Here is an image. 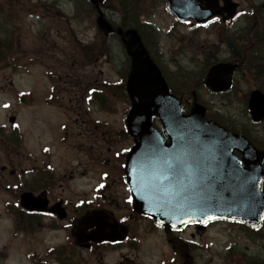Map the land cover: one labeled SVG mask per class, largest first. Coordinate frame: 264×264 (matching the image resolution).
I'll list each match as a JSON object with an SVG mask.
<instances>
[{"label":"rangeland","instance_id":"1","mask_svg":"<svg viewBox=\"0 0 264 264\" xmlns=\"http://www.w3.org/2000/svg\"><path fill=\"white\" fill-rule=\"evenodd\" d=\"M155 1L154 13L150 17L145 14L142 23L151 24L162 34L157 47L152 46V50L158 64L170 79L169 82L174 80L178 86L187 82V76L193 78L196 81L194 89L197 98H200V103L212 113L213 118L236 129L247 130L251 138L259 144V140L264 139V126L254 127L248 124L244 114L243 97L248 88H252L250 81L244 76L247 69H242L235 89L232 88L225 96L211 94L200 83L201 75L206 71L203 68L202 52L193 46L179 48L174 39L180 34L189 35L191 28L176 24L173 15L166 10L165 0ZM234 1L239 3V11L251 10L253 0ZM260 2L261 0H255V3ZM102 10L107 21L118 25L120 14L114 0H106ZM13 16H18L19 19L14 24H5L3 19L6 17L9 21ZM95 26L94 14L87 0H0V37L8 35V42L12 44L11 49H7V54H10V58L17 59L16 71L12 65H0V125L4 124L8 130L11 128L8 118L16 116L15 125L21 131L24 145L30 152L26 156L17 153L18 156L8 158L0 147V166L6 164L7 160L13 161L17 170L15 176H11L8 172L14 170L13 166L5 171L0 169V248L7 251L5 264H30V255L37 259H46V264H59L58 261H52V257H48L46 253L50 246L61 245L67 240L63 231L55 233L58 229H53L62 227L65 221L50 224L51 218L44 216L37 217L36 228L32 232L15 234L12 222L16 216L8 210V204H13L15 197L10 194V190L4 188L6 185L13 189L15 182L26 181V189L39 193L42 167L49 164L48 171L53 172L56 179L49 186L53 199L62 198L68 204H75L86 195L88 189L91 192L92 186L99 182L100 173L104 170L112 172L111 184L114 186L111 196L118 198L127 193L123 184L117 182V170L111 166L114 164L118 169V163H123V157L113 159L112 151H106L107 147L120 150L123 147L129 148L132 144L131 139L122 134L123 117L128 103L124 98L120 99V91L112 95L107 90L109 86L120 81L128 68V57L120 40L114 35L106 38V52L97 55L94 61H80L78 50L75 57L79 61L80 81L77 111L70 109L69 94L60 92L58 96L56 81L47 79L46 75L47 72L59 75L64 64H70V52L75 47L68 43L75 41V35L78 40L85 42L93 39L96 34ZM211 27L212 25L199 30V42L200 39L209 38L215 45L219 43V28ZM239 27L246 28L241 15L235 21L220 26L222 31H235ZM169 31H173L171 36ZM238 31L240 33L244 30ZM43 36H46V42ZM145 36L149 41L147 33ZM48 42L53 44L48 45ZM52 47H56L53 51L55 55L49 54ZM230 55V49L222 44L216 56L219 60H226ZM93 88H98L101 96L90 100L87 89ZM19 91L30 93L33 99L25 103L24 98L17 96ZM191 100L188 99L189 102ZM82 122L92 124L94 133H109H106L108 141L106 139L102 142L99 139L94 144L98 149L97 145L102 143V159H98L97 152L89 151V148H95L87 144L91 143L88 140L90 136L85 134L87 125L79 124ZM77 123L78 129L75 128ZM64 128L69 131L65 140L62 138ZM133 226L137 230V236L141 238V249L135 245L121 248V251L102 249L100 253L73 245L62 257L68 264H161V261H167L169 248L162 234L150 230V223L146 219H140ZM202 242L207 244V249L194 252L196 264H234L253 257L264 261V244L247 239L238 225L215 224L202 238ZM64 245L68 246V242ZM0 255L5 256V253Z\"/></svg>","mask_w":264,"mask_h":264},{"label":"water","instance_id":"2","mask_svg":"<svg viewBox=\"0 0 264 264\" xmlns=\"http://www.w3.org/2000/svg\"><path fill=\"white\" fill-rule=\"evenodd\" d=\"M90 1L98 5L103 0ZM237 6L232 0H167L168 10L178 19L198 23L214 16H221L223 21L232 18ZM97 24L105 34L113 31L101 14ZM125 36L131 61L126 91L134 103L129 129L137 143L129 153L125 173L134 209L161 225L225 218L258 226L264 219V194L260 190L263 152L244 136L205 120L202 106L195 104L184 115L137 31L128 29ZM235 67L228 63L212 66L204 83L213 92L228 90ZM248 108L253 121L264 120L261 91L249 94ZM153 116L159 118L169 143L153 126ZM9 120L13 122L14 117ZM234 151L241 153L242 161ZM20 205L28 210H46V201L29 192L20 196ZM56 211L60 218L65 216L59 207Z\"/></svg>","mask_w":264,"mask_h":264},{"label":"flooded vegetation","instance_id":"3","mask_svg":"<svg viewBox=\"0 0 264 264\" xmlns=\"http://www.w3.org/2000/svg\"><path fill=\"white\" fill-rule=\"evenodd\" d=\"M72 42L68 43V45L70 46L75 45V47L70 52V64H64V69H62V72L60 71L61 73H59V75L49 74L48 77L53 82L56 81L55 86L57 88L58 96L60 92L69 94L68 100L70 102V109L72 111H77L79 109L80 102V81L78 75L79 69L77 65V59L75 58L78 52V43L77 41H74V44ZM50 44L53 43L48 42V45ZM52 48V52H49L48 49L47 50L50 55H55L56 53L53 51L56 49V47ZM79 124L82 126L87 125L85 134L90 136V139L88 138V140L91 141V143L87 144L95 148L93 149L91 147L89 148V151L91 150L94 153L97 152L98 159H102V143L97 145V147H99L98 149H96V145L94 144L97 143L99 139H101L102 142H104V140L106 139L108 141L109 137L106 138V136H108L109 133H94L93 125L88 122H82ZM123 125L125 126V120H123ZM75 128L78 129V123L75 125ZM100 129L103 128L101 127ZM63 130L64 135L62 138L63 140H65L64 138L69 135V131L66 128H64ZM122 134L126 136V131L122 132ZM95 135H97L98 137H96ZM0 147L1 151L6 157L10 158L11 156H18V150L15 147L13 138H10L8 140L6 146ZM106 151L108 153L112 151L113 159L123 157V162L125 161L127 151L126 147L120 148V150H112L111 147H107ZM11 162L7 160V165L9 167H14L13 161ZM109 163L110 162L108 161V164ZM111 166L117 170L116 175L119 174V176L117 177V182L122 183L124 190L126 191L123 180V163H121L120 165L118 163V169L114 164H111ZM48 170L49 169L47 168V166L42 167L40 177L41 186L39 192L48 200L50 209L54 207V204L61 203L67 211L68 216L65 220L64 225L62 227L59 226L58 228H56L58 230L54 231L55 233L60 231H63L65 233L67 240H64L61 245L71 240L77 247H83L84 249L91 252L99 251L100 253H102V249L121 251V248H125L127 246L133 247L135 245V247L141 249V238L139 239V237L137 236V233L135 232L137 230L133 225L140 219H146L150 223V230L159 231L169 248L168 259L167 261H161V264H196V262L194 261V252L206 249L207 244L205 242H202V238L213 227V223H209L207 225V230L201 236L195 235L197 224L194 223L187 224L178 229H171L168 227H160L156 225L148 217L138 215L131 211V202H128L127 193L123 196L120 195V197L118 198H113L111 196V189L113 188L114 184H111L113 181V177L111 174L112 172H109L108 170H104L100 173L99 182L96 185L92 186L91 192L89 193L88 189L85 192L86 195L78 199L75 204H68L62 198L53 199V194L49 186L51 183L56 182V179L55 174L53 172L51 173ZM95 204H97V206ZM43 216L51 218L50 220L56 217L52 212H46L45 214H43ZM245 261L248 260L245 259Z\"/></svg>","mask_w":264,"mask_h":264},{"label":"trees","instance_id":"4","mask_svg":"<svg viewBox=\"0 0 264 264\" xmlns=\"http://www.w3.org/2000/svg\"><path fill=\"white\" fill-rule=\"evenodd\" d=\"M115 5L118 8L120 14V20L118 25H115L117 28L125 29L128 27L136 28L144 41V44L148 48L151 57L155 59L154 51L152 50V46L157 47V43L160 39L161 33L157 31L151 25L142 24L140 22L141 15H149V17L154 13L153 5L156 3L155 0H114ZM155 2V3H154ZM249 13H243L245 19V26L247 27L244 31L235 34L233 32H221L220 41L223 42L227 47H230V50L233 52V58L240 63L241 67L247 69V73L244 76L254 75L255 78H259L260 84H257V87H260L264 90V12L260 9L259 4L255 3L253 0V4L250 8ZM19 19L18 16H13L8 21L6 17L3 19L5 24L12 23L14 24ZM216 23V22H215ZM195 31V30H193ZM145 33L150 37L149 41L145 36ZM170 36L172 33L169 34ZM197 32H192L189 35L180 34L177 35L174 39L178 44H180V48H189L194 47L199 49L204 55V64L208 66L210 62L213 60L216 61V54L218 52V47L214 45L213 42L204 39L199 42V38L197 37ZM8 35L0 37V65H14L15 59L10 58V54H7V49H11L12 42H8ZM11 40V39H10ZM106 36L101 35L91 44H81L79 47V59L80 61L87 59L89 61H94L97 55L100 53H105L106 46ZM175 42V43H176ZM200 43V44H199ZM200 45L202 47L200 48ZM211 52V53H210ZM210 53V55H208ZM158 63V62H157ZM242 71V70H241ZM128 73V69L126 71ZM187 82L185 84L181 83L176 86V82L174 85L170 82V88L175 93L178 94L183 102H186L189 98V94L194 91V84L196 81H193V78L187 76ZM125 82V75H123L120 79V82L116 85H112L110 87V91L112 95H116L118 91H120L121 95H119L120 99L126 98V95L123 90V84ZM4 139V138H3ZM7 142V140H4ZM260 146L264 147V142H260ZM262 228L258 229L256 233V238L263 237Z\"/></svg>","mask_w":264,"mask_h":264},{"label":"snow or ice","instance_id":"5","mask_svg":"<svg viewBox=\"0 0 264 264\" xmlns=\"http://www.w3.org/2000/svg\"><path fill=\"white\" fill-rule=\"evenodd\" d=\"M206 26V25H205ZM5 107H7V105H5ZM129 202H131V200H129Z\"/></svg>","mask_w":264,"mask_h":264}]
</instances>
